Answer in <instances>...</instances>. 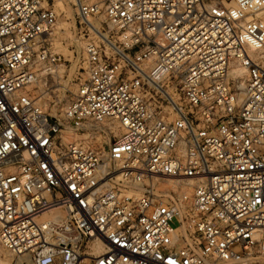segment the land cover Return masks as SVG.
I'll return each mask as SVG.
<instances>
[{
    "label": "built area",
    "instance_id": "1",
    "mask_svg": "<svg viewBox=\"0 0 264 264\" xmlns=\"http://www.w3.org/2000/svg\"><path fill=\"white\" fill-rule=\"evenodd\" d=\"M73 5L118 44H84L55 113L56 10L0 0V245L30 264H264V0Z\"/></svg>",
    "mask_w": 264,
    "mask_h": 264
},
{
    "label": "rangeland",
    "instance_id": "2",
    "mask_svg": "<svg viewBox=\"0 0 264 264\" xmlns=\"http://www.w3.org/2000/svg\"><path fill=\"white\" fill-rule=\"evenodd\" d=\"M49 1L57 13L56 26L50 35L51 50L60 55L62 65L53 73L47 74L45 80L42 79L40 83H45L42 93L43 104L48 111L58 113L86 75L84 44L89 40L100 42V38L105 40L106 36L115 44H118V41L115 28L106 22L102 11L90 17L87 24H83L76 18L73 0ZM173 84L177 85L178 79ZM167 116L172 118L174 115L169 112ZM112 126L108 123L110 139L113 134L119 133L116 128L112 132L110 129ZM108 140L103 135H96L92 142L96 145H106ZM0 264H30V261L27 256H16L0 245Z\"/></svg>",
    "mask_w": 264,
    "mask_h": 264
},
{
    "label": "bare ground",
    "instance_id": "3",
    "mask_svg": "<svg viewBox=\"0 0 264 264\" xmlns=\"http://www.w3.org/2000/svg\"><path fill=\"white\" fill-rule=\"evenodd\" d=\"M249 53L251 54L252 57H256V58L260 57V56H259V55H260V52H259V51H258V52H255V51L250 50ZM51 72H53V71H51ZM233 72H236V73L240 74V73L243 72V70H242V69H234ZM43 106H44V108L46 109V107H45L44 104H43ZM115 128H116V127H110V129H112V132H113V129H115ZM116 129H117V128H116ZM117 130H118V129H117ZM118 132H119V130H118Z\"/></svg>",
    "mask_w": 264,
    "mask_h": 264
}]
</instances>
